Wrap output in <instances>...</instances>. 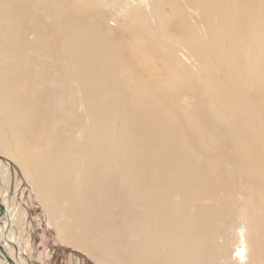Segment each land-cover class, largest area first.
I'll list each match as a JSON object with an SVG mask.
<instances>
[{"label": "bare ground", "instance_id": "bare-ground-1", "mask_svg": "<svg viewBox=\"0 0 264 264\" xmlns=\"http://www.w3.org/2000/svg\"><path fill=\"white\" fill-rule=\"evenodd\" d=\"M158 1L0 0V264H28L26 192L95 264H264L262 185L260 216L218 236L220 193L250 160L264 176V0Z\"/></svg>", "mask_w": 264, "mask_h": 264}, {"label": "rangeland", "instance_id": "rangeland-1", "mask_svg": "<svg viewBox=\"0 0 264 264\" xmlns=\"http://www.w3.org/2000/svg\"><path fill=\"white\" fill-rule=\"evenodd\" d=\"M176 6H174V0H159L158 1L159 10L165 11L166 8L173 9ZM180 16H181V12H180ZM170 21H171V24L165 27L166 29L165 34L167 36L166 39L168 43L173 44L175 47H177L178 43H180L181 40L183 39V36L181 35V31H180V26H179L180 21L177 17H174V16H172V18L170 16ZM199 22L202 23V20L200 19ZM48 24H49L48 19H45V20H41L39 24H36V27L38 26L46 34H48L46 38L51 44H56L58 46V44L60 43V40H59L60 31L58 29H54L52 26ZM30 31L31 32L35 31L34 25L30 26ZM30 38H32V36ZM58 50L60 51L62 50V48L58 47ZM151 67H153V65L152 66L150 65L149 68H147L148 69L147 71H144L143 73L139 75L138 77L139 82L149 83L153 80L158 81L159 79H161V73L154 70V68H151ZM59 71H57V74L55 73L56 77L57 75L58 77L60 76ZM204 72L206 73V75L211 76L212 78L214 77L216 81L227 86L220 72L217 71L215 73V71L213 70L212 72L210 71H204ZM63 79L69 80L68 75L67 76L63 75ZM55 81L57 82V79ZM182 97H183L182 95H179L178 99H180L181 101L183 99ZM253 100L251 101L252 104H254V106L256 107H259L260 105L259 100L257 98ZM259 139H260L259 128L256 127L255 130L253 131V140L257 141ZM254 148L256 152L261 151L260 150L261 146L258 145L257 143L255 144ZM251 161L252 160H250L249 164L246 163L242 167V177L247 182H243V184L240 183L236 188L237 195L240 196L239 199L232 201L234 195H231V194L224 195V193H220V200L222 201V204L220 207H221L222 214H223L221 220L223 222L222 221L220 222L221 226L219 227V230H218V236L222 238L229 237L232 231V228H234L233 233H235V231H238L239 228L243 225V223H245L248 219L258 218L260 216L259 214L257 215L254 214V212L257 211L258 206H255V204L250 205V203L248 205L247 203L248 201L245 200L248 197H250L252 193L255 192L256 187H258L259 185H262L264 187V176L261 175L260 177H256L255 172L252 171ZM255 162H253L254 163L253 167L258 168L255 166L256 164ZM253 178H255L254 179L255 185L249 184L248 182L249 179H253ZM26 186L27 185L25 184V188H24V186L21 185V189L28 188L27 190H29V187H26ZM229 195H231V198ZM23 201L21 203V206L26 211V213H25V218L23 220L25 222H23V225H22L23 226L22 228L24 229L22 230L23 236L21 239L22 243L20 245L21 249H24V250L23 252L18 251V255L21 257V259H24V257L28 258V261H27L28 264H95V262L92 259H90L88 255L82 252V250L73 248L72 246L64 244L59 240L58 233L54 226V223H52V221L48 219L49 217H48L47 212L42 207L39 199L37 198L34 192H31V193L26 192L23 197ZM24 203L26 204L24 205ZM249 214L251 215L254 214V215L251 216ZM227 223L228 225H226ZM225 227H228V228L225 229ZM75 230L76 231H75L74 236H75V240L78 242L81 238L80 236L81 231L80 229H77V227H75ZM67 238L68 239L71 238V235L69 233L67 234ZM236 245L237 243L234 240V246ZM232 261L233 262H230V264H241V263H238L237 260L235 259H233Z\"/></svg>", "mask_w": 264, "mask_h": 264}]
</instances>
